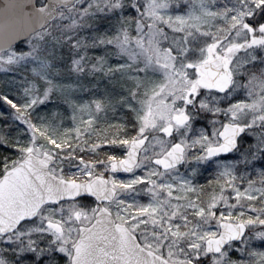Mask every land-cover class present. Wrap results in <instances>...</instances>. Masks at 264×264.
<instances>
[{
    "label": "snow or ice",
    "instance_id": "6c2138e0",
    "mask_svg": "<svg viewBox=\"0 0 264 264\" xmlns=\"http://www.w3.org/2000/svg\"><path fill=\"white\" fill-rule=\"evenodd\" d=\"M0 264H264V0H0Z\"/></svg>",
    "mask_w": 264,
    "mask_h": 264
}]
</instances>
